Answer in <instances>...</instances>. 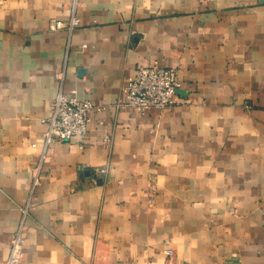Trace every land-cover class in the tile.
<instances>
[{
    "label": "crops",
    "instance_id": "obj_1",
    "mask_svg": "<svg viewBox=\"0 0 264 264\" xmlns=\"http://www.w3.org/2000/svg\"><path fill=\"white\" fill-rule=\"evenodd\" d=\"M77 1L69 34L72 0H0V264L24 207L17 264H264V0ZM151 64L181 87L140 114ZM61 70L98 109L41 161Z\"/></svg>",
    "mask_w": 264,
    "mask_h": 264
},
{
    "label": "built area",
    "instance_id": "obj_2",
    "mask_svg": "<svg viewBox=\"0 0 264 264\" xmlns=\"http://www.w3.org/2000/svg\"><path fill=\"white\" fill-rule=\"evenodd\" d=\"M77 2V0H72L70 15L67 20L59 18L52 20L50 23L51 30L56 31L64 28L71 34L79 26L80 19L76 14ZM55 75L59 81V88L52 100L49 113L41 118V122L44 125L41 161L44 159L47 147L50 144L66 141L72 137H83L88 129L90 113L94 109H98L89 99L66 94L62 87L63 70ZM180 87L175 69L162 67L157 64L142 65L122 85V104L135 109L140 114L146 113L151 108L163 109L177 102V91ZM105 143H109L108 138H105ZM39 165L34 168L33 187L38 184ZM105 171V169L100 168L98 173L104 175ZM22 212L23 216L10 240L9 254L4 264H17L22 257L25 241L24 217L27 213V208L24 207ZM166 253L171 254V250H166Z\"/></svg>",
    "mask_w": 264,
    "mask_h": 264
},
{
    "label": "water",
    "instance_id": "obj_3",
    "mask_svg": "<svg viewBox=\"0 0 264 264\" xmlns=\"http://www.w3.org/2000/svg\"><path fill=\"white\" fill-rule=\"evenodd\" d=\"M178 92V91H177Z\"/></svg>",
    "mask_w": 264,
    "mask_h": 264
}]
</instances>
